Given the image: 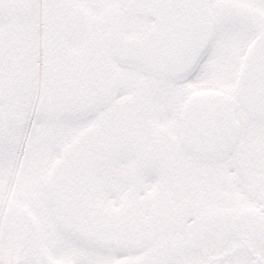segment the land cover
<instances>
[{
  "label": "snow or ice",
  "instance_id": "6c2138e0",
  "mask_svg": "<svg viewBox=\"0 0 264 264\" xmlns=\"http://www.w3.org/2000/svg\"><path fill=\"white\" fill-rule=\"evenodd\" d=\"M0 264H264V0H0Z\"/></svg>",
  "mask_w": 264,
  "mask_h": 264
}]
</instances>
